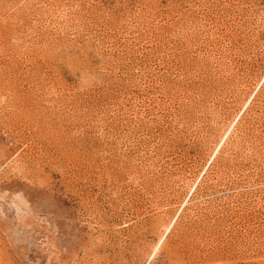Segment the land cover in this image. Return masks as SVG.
<instances>
[{
	"label": "rangeland",
	"instance_id": "rangeland-1",
	"mask_svg": "<svg viewBox=\"0 0 264 264\" xmlns=\"http://www.w3.org/2000/svg\"><path fill=\"white\" fill-rule=\"evenodd\" d=\"M0 264H264V0H0Z\"/></svg>",
	"mask_w": 264,
	"mask_h": 264
}]
</instances>
